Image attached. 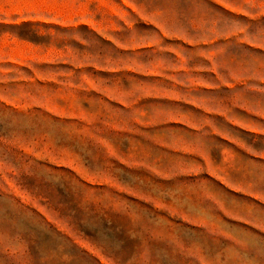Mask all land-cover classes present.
Wrapping results in <instances>:
<instances>
[{
    "label": "rangeland",
    "instance_id": "obj_1",
    "mask_svg": "<svg viewBox=\"0 0 264 264\" xmlns=\"http://www.w3.org/2000/svg\"><path fill=\"white\" fill-rule=\"evenodd\" d=\"M0 264H264V0H0Z\"/></svg>",
    "mask_w": 264,
    "mask_h": 264
}]
</instances>
